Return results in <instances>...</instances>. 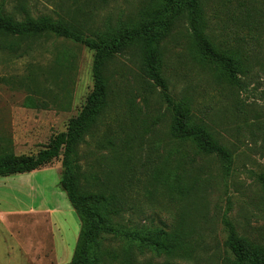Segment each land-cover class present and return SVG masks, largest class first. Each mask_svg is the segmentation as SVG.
Listing matches in <instances>:
<instances>
[{
  "label": "rangeland",
  "instance_id": "1",
  "mask_svg": "<svg viewBox=\"0 0 264 264\" xmlns=\"http://www.w3.org/2000/svg\"><path fill=\"white\" fill-rule=\"evenodd\" d=\"M21 2L35 17H70L82 8L99 28L131 7L123 1L97 10L85 0H0V9L21 20ZM205 9L218 49L242 47L248 68L240 84L197 52L186 19L161 42L163 74L176 99L190 103L194 120L232 150L234 163L228 173L216 158L193 152L186 166L191 195L183 199L169 189L178 171V152L165 146L175 141L171 113L160 88L141 72V51L116 56L107 69L110 107L76 157L82 189L108 198L101 210L115 225L98 240L100 264H230L227 219L247 244L264 246V0H205ZM27 44L33 50L21 58L0 52V151L12 146L18 156L37 153L65 132L95 84L94 49L49 35ZM31 102L38 108L26 107ZM62 172L61 156L36 173L0 176V264L72 261L81 220L60 186ZM47 207L57 208L54 221ZM181 220L188 259L149 246V235ZM137 233L144 240L135 239Z\"/></svg>",
  "mask_w": 264,
  "mask_h": 264
},
{
  "label": "trees",
  "instance_id": "2",
  "mask_svg": "<svg viewBox=\"0 0 264 264\" xmlns=\"http://www.w3.org/2000/svg\"><path fill=\"white\" fill-rule=\"evenodd\" d=\"M85 1L97 10L122 1L131 7L128 8V12L122 9L116 23H112L108 18L110 23L103 28L91 25L89 20L94 14L82 8H78L70 17L62 14L57 18L51 15L35 17L26 3L21 2L19 7L25 14V18L21 20L0 9V52L18 58L24 57L33 50L27 41H34L46 35L80 43L96 51L93 64L94 89L81 113L69 121L67 130L57 134L37 154L18 156L12 146L3 147L0 151V176L3 177L33 172L51 165L62 156L63 172L60 186L81 220L77 246L73 259L68 264H100L96 252L98 240L104 230H115L112 220L101 210L102 206L109 204L108 198L82 189L76 160L78 147L85 136L92 131L110 107L107 69L113 59L139 49L143 58L142 74L160 88L162 98L171 113L170 129L175 140L165 146H172L170 154L172 149L178 152L176 156L178 171L173 179L167 181V186L172 191H177L183 199L191 195L194 187L189 181L190 169L186 167L191 159V153L216 158L228 173L234 163V155L229 147L214 137L206 125L194 120L190 103L187 100L178 101L172 93L168 79L163 74L161 42L170 35L178 21L186 19L197 52L218 65L231 84L239 85V74L245 73L248 68L241 51L242 47L219 50L212 41L208 32L205 0ZM26 107L38 108L34 102L27 104ZM170 176L172 174L168 173L167 177ZM225 225L228 231L226 247L234 256L230 264H264V246L247 244L230 220H225ZM186 230V223L181 220V223L173 226L171 230L154 237L149 235V246H157L174 258L188 259L190 254ZM140 236L141 234L137 233L134 238L139 239ZM162 264L178 263L168 261Z\"/></svg>",
  "mask_w": 264,
  "mask_h": 264
},
{
  "label": "crops",
  "instance_id": "3",
  "mask_svg": "<svg viewBox=\"0 0 264 264\" xmlns=\"http://www.w3.org/2000/svg\"><path fill=\"white\" fill-rule=\"evenodd\" d=\"M37 153H38V152H37ZM37 153H35V154H37ZM42 168H44V167H42ZM42 168H40V169H42ZM40 169H38V170H40ZM38 170H35V171H33V172L36 173V171H38ZM33 172H32V173H33ZM60 182H61V181H60ZM58 195L63 196V199H65L66 208L68 209V207H69V203H68V200L66 199L65 194H64L63 192H59ZM64 197H65V198H64ZM47 209L50 210L51 213H49V214L52 216L53 221H54V216H55V213L57 212V208L53 207V208L50 209V208L47 207ZM30 249H31V247H30ZM29 251H30V250H29Z\"/></svg>",
  "mask_w": 264,
  "mask_h": 264
}]
</instances>
